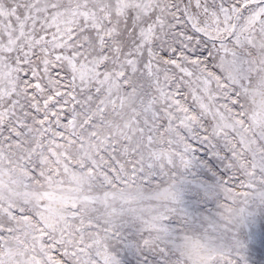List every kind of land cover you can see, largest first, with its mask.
Returning <instances> with one entry per match:
<instances>
[{
	"label": "snow or ice",
	"instance_id": "snow-or-ice-1",
	"mask_svg": "<svg viewBox=\"0 0 264 264\" xmlns=\"http://www.w3.org/2000/svg\"><path fill=\"white\" fill-rule=\"evenodd\" d=\"M254 207L264 0H0V264H121L129 225L160 264H246Z\"/></svg>",
	"mask_w": 264,
	"mask_h": 264
},
{
	"label": "rangeland",
	"instance_id": "rangeland-1",
	"mask_svg": "<svg viewBox=\"0 0 264 264\" xmlns=\"http://www.w3.org/2000/svg\"><path fill=\"white\" fill-rule=\"evenodd\" d=\"M204 155L201 153V156ZM207 159H212L210 154ZM207 159L202 162L205 166L194 169L183 185V206L197 222L204 217H212L217 211L216 201L206 196L202 190L203 185L213 183L210 179L211 165L207 164ZM217 166L223 170L218 162ZM216 178L219 179V173ZM254 212V222L243 227L238 234V238L244 244L240 255L245 257L246 264H264V243L252 244L250 240H245L249 233H254L258 238H264V210L254 207ZM122 231L121 240L115 244V251L121 264H160L161 258L156 253L137 247L140 234L135 227L129 225Z\"/></svg>",
	"mask_w": 264,
	"mask_h": 264
}]
</instances>
